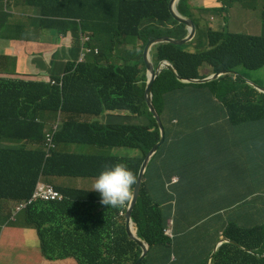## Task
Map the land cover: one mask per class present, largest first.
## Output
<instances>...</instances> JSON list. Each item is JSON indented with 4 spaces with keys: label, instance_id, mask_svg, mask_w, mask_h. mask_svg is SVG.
<instances>
[{
    "label": "trees",
    "instance_id": "trees-1",
    "mask_svg": "<svg viewBox=\"0 0 264 264\" xmlns=\"http://www.w3.org/2000/svg\"><path fill=\"white\" fill-rule=\"evenodd\" d=\"M20 1L22 0H0V14L3 15L6 7L12 8ZM25 1L32 6L41 7L44 29L72 32L77 39L80 38V33H92L94 36H91V46L99 49L101 54L91 56L87 62L79 64L66 77L63 88L53 86L50 82L35 81L30 77L11 78L9 76L17 74L11 67V60L3 58L0 61V127L10 128L21 140H41L42 137L28 124L59 116L60 112L73 113L76 117L83 114L102 116L110 110L122 109L120 97L112 91L107 100L103 98L101 80L107 72L104 62L116 47L130 43L142 52L148 42L159 34L149 27L148 18L171 20L175 27V31L170 32L171 38L181 40L189 35L188 30L182 31L181 25L171 16V0ZM251 7L257 16L262 13L264 18V0H251ZM187 8V3L182 0L179 10L190 17L191 12ZM109 9L112 11L111 15L108 14ZM2 28L8 30L11 27L4 25ZM185 47L190 52H183L174 44H161L153 51L154 62L158 65L161 61L168 60L182 78L195 80L222 70L243 67L257 71L264 68V32L260 36L214 31L202 36L199 32L195 40ZM72 70L73 68L70 71ZM208 70L211 72L204 75ZM137 74L145 90L148 77L144 61L139 62ZM54 77L53 75L52 79ZM186 89L195 97L187 96ZM153 92L154 104L166 126L167 140L148 166L138 204L133 212V220L139 224L142 237L144 238V232L139 218L141 211L145 206L147 210L154 209L152 203L156 201V192L165 187L166 180L178 175L181 187L195 188L200 192L194 196L201 202L200 219L212 216L220 208L232 210L224 236L234 243H225L219 248L215 253V264H220L227 258L241 259L242 264L260 262L256 253H264V241H257L253 231L260 227L264 231V209L254 210L250 214L238 212L237 203L242 185L249 184L255 189L264 185V93L257 91L244 79L229 75L207 84L183 83L168 69L156 80ZM203 93H207L209 98H204ZM200 106L206 108L202 113L203 122L191 110ZM22 108L25 113L20 116ZM127 111L133 114L137 111L140 116L148 118L150 128L134 133L128 125L81 122L72 117L66 124L67 131L73 142L104 149L117 147L141 150L143 157L108 155L103 159L65 153L60 149L52 157H46L44 150L38 149L39 163L35 182L25 188H0L2 210L11 214L13 202L30 199L42 175L47 178L76 177L82 174L84 167L98 164L97 176L104 168L124 162L138 179L146 155L160 140V128L150 111L145 92L136 110L130 108ZM57 142L71 140L61 135ZM178 145L181 146V152L175 156ZM12 154L20 164L29 163L33 155L27 150ZM11 180L12 177L7 176L0 179V182ZM213 184L222 186L226 191L222 193L221 204L210 198L208 191H204ZM179 188H175V193L180 200L183 195ZM62 191L67 197L63 202L38 204L27 209L28 226L37 231L43 253L49 261L73 258L77 264H87V253L75 245L76 223L74 221L72 226L69 221L74 205L70 201L75 198V194L70 189ZM166 212L168 216L171 215V209H166ZM191 212L188 210L189 214ZM178 214H181L180 210ZM211 218L214 222L219 220V216ZM248 219L250 222L245 223ZM204 227L209 231L208 224ZM210 237L214 242L219 239L214 232ZM145 240L150 249L142 264H176L171 261L172 256L180 259L185 255V252L179 251L180 243L163 251L162 248L169 244V239L162 233L155 232L153 240ZM242 244L255 247L257 252L249 254L241 250L239 245ZM107 248V244H88V252L103 264H135L141 255L140 248L132 241L112 243L109 250ZM107 254L110 256L108 259Z\"/></svg>",
    "mask_w": 264,
    "mask_h": 264
},
{
    "label": "clouds",
    "instance_id": "clouds-1",
    "mask_svg": "<svg viewBox=\"0 0 264 264\" xmlns=\"http://www.w3.org/2000/svg\"><path fill=\"white\" fill-rule=\"evenodd\" d=\"M194 1L195 0L186 1L188 6L187 10L191 12L190 17L180 12L179 10L180 2L176 5V10H177L176 13H179L181 16L185 18L191 19L195 24L196 22L194 21V19L197 18L201 21L202 29H199L196 24L197 35L200 32L202 36H205L206 32L214 31V32H223L224 34L233 33V34L260 36L264 32V25H261L262 32L259 34H256L257 30L252 32L253 34L244 33L243 31L257 18L256 11H254L251 7V0H218L219 5L226 6V13L223 14V23L219 30H213L209 25H207L205 17L202 14V10H204L203 7H195L191 9V6L194 3ZM23 3H26L27 6L31 8V12L27 15H24L26 11H21V9L16 8L21 3L15 4L12 8L6 7L3 15L0 14V38H8L10 41L20 40L18 34L25 32L28 34V36L23 41L38 43L45 49L42 52H38L36 54H30L28 50H25L27 51L26 53L19 52L20 54H18L17 52H14L13 54H8L6 50H1L0 61L3 58H9L11 60V67L14 68L17 72V74H13L9 76L11 78L26 79L30 77L32 80L50 82L53 86H59L63 88L66 77L70 73H72L79 64L87 62L91 56H99L101 54V51L99 49H94L91 46V42H92L91 36L94 35L88 32L80 33V38L77 39V37L74 36L72 32L65 33V32H59L57 30L44 29L42 27V19L44 17L42 15L41 7L32 6L25 0ZM200 5H202V3H200ZM169 10H170V5H169ZM170 14L173 17V19L177 21L174 18L171 11ZM147 22L149 27L154 32H159V30L164 25L166 26V28L170 27L169 31H166L164 33L159 32L158 36L150 40L148 44L153 40L165 36L170 37L171 35L170 32L175 31V27L171 22V20L148 18ZM177 22L181 25L180 29L184 28L189 32V28L187 25L180 23L179 21ZM4 25H10L11 28L5 30L2 28V26ZM227 25H229L231 32L223 31V28H225V26ZM210 28L211 30H209ZM46 38L47 40L44 43L43 41ZM165 43L167 42H163V43L159 42L157 44H154L151 47L148 54V58L153 63L155 70L158 71L159 67H161L159 76L165 69H168L170 71H172L170 67H173L175 69V67L168 60H163L158 65H156V63L154 62L153 59L154 49L159 45ZM148 44L145 46L142 52L139 51L140 48H136V46L132 43L116 47L114 51L109 55V57L105 60L104 64L107 67V72L106 75L101 80V89L103 92V98L107 100L110 96V92L112 91L114 95L120 97L122 109H118L119 111L110 110L107 113L103 114L102 116L90 115L99 118V120L96 122H100L106 125L108 124L128 125L131 131L134 133H141L150 128L148 118L144 116H140L137 113V111H135L134 114L127 111V109L130 108L136 110V106L140 103L144 92L146 98V90L151 75V71H149L147 62L145 60V49L148 46ZM132 50H134L138 54L137 64H135L130 60L129 55ZM142 61H144L146 65L147 77H148V81H146L145 90H144L143 82L140 81L137 74L138 64L139 62ZM38 64H40V67L36 70ZM139 67H141V65H139ZM71 68H73L72 71H70ZM242 71H252V70L243 69ZM242 71H240L239 68L237 70H222L219 73L212 74L201 80L185 79L182 78L177 71H176L177 73H175L174 71L172 72L177 76L178 80L183 83L207 84V83H202L201 81L206 80L207 78L214 75H220L216 80H220L221 78L227 75L232 76L233 78L238 77L247 81L260 93H264V91H261L258 88H256L252 84V82L248 80L247 77L242 73ZM53 75L55 76L54 77L55 79H52ZM159 76L156 77V80L158 79ZM186 80H193L196 82H186ZM154 85H153V89H154ZM45 94L47 95V93ZM152 94H153V103H154L153 90H152ZM150 111L155 117V114L153 113L151 108ZM24 113L25 111L22 108L20 116H22ZM60 113L64 114V112H60ZM157 113L159 114L158 110ZM85 116H88V114H83V117ZM58 117L59 116L56 115L55 117L43 118V119H39L34 123L28 124L29 127H31L37 134H39L42 137L41 140H31V141L21 140L14 134V132L10 128L0 127V179L7 178V176L12 177L11 181L0 182L1 189L11 190L16 188H25L31 186L35 182L36 168L39 163V154L37 151L38 149L44 150V152L46 153V157H52L53 154L58 149H60L62 152L65 153H75V148L77 144L90 145V144L73 142L66 127V124L69 120L67 122H64ZM104 117L107 120L106 122L104 121ZM160 118L164 124V121L161 116ZM150 120L152 121L151 118ZM96 122H89V123H96ZM164 127L166 134L165 142L160 147V149L165 145L167 140V130L165 124ZM7 130H9V132H6ZM61 135L67 136L71 140V142H57L58 137ZM160 135H161L160 140L158 143L154 145V147L161 142L162 139L161 129H160ZM90 146H95V145H90ZM96 147L100 149L96 151L95 154H87V153H81V154L89 155V157H103V159H106L107 157H109L108 155L114 156L113 151L117 148L116 147L112 149L109 148L104 149L99 146ZM23 150L31 151L33 153L29 163L20 164L17 157H15L12 154V152H21ZM151 150L149 151V153L151 152ZM159 150L157 151V153L159 152ZM138 152H140L141 155L132 156V158L144 156L142 151H138ZM180 152H181V146L178 145L176 147L175 156L180 154ZM148 154L146 155L145 159L147 158ZM98 167H99L98 164L86 166L82 169L81 171L82 174L76 177L56 176V177L47 178L46 176L42 175L41 178L38 180L34 193L30 199L23 200L20 202L17 201L13 202L12 212L11 214L8 213L5 219L6 226H8L11 223H14L16 221L17 216L25 214L27 212V209L31 208L34 205H38V204L52 205V203L63 202L67 197L65 196L62 190L67 188L57 185L56 179L58 178L74 179V178L93 177L94 182L92 183L91 186L92 191L89 192V190H87V192L96 195L98 197L100 206L105 209V212L102 214L101 220L107 223L114 224L119 218H121L122 223L119 224L117 227L116 236L108 237V238H105L104 234L111 229L110 226L105 227V226L90 225L89 227L79 229L77 227V224H75L74 226L76 230L75 245L84 249L85 252L87 253L88 255L87 264H103L93 254L88 252V244L111 245L112 243L123 242V240H126V241L134 242L139 247V245L131 239L132 237L133 238L136 237L141 242H145L148 249H150L149 243L145 240V238H150L153 240V235L155 232L162 233L164 237L169 239V244L166 247L162 248L163 251L170 246L174 248L175 244L180 243L179 251L185 252V255L180 259L177 258L175 255H173L171 261L175 262L176 264H215L216 261L215 253L219 250V248L223 244L227 243L225 240L232 241L231 243H234L233 240L224 236L225 231L229 226V213L232 210L228 208H223V209L220 208L218 212L213 214L212 216L208 218L200 219L202 214L201 202L194 197L200 192L195 188L181 187V178L178 175H173L169 179V181L166 180L165 182V190H166L165 193L167 194L166 199H164L163 201H158L155 199L156 201L152 203V205L155 206L154 209L147 210V206H145L143 211H141L139 218L142 222V228L144 232L143 234L144 238H143L140 232L141 230L139 224L133 220V212L137 207L138 199L141 192V187L145 181L146 175L145 178H143L140 183L139 193L134 203L137 177L132 171V169L129 168L126 163L118 162L110 167L104 168L96 176ZM41 185L53 186L56 189V192L60 194L62 199L55 201H48V202L34 200V196L36 195ZM246 186H250L251 191L253 192L255 191L254 193H256V191L260 187H264V185H262L258 189H255V187L249 184L242 185L238 193L239 201L237 203V211L248 212L250 214L254 210L264 209V202L262 203V205L253 204L250 205L248 210L245 209L249 194L246 192H242V189ZM176 187H180L179 191L183 195V198L180 200L175 193ZM72 191L75 194V198H79L78 197L79 193H86L85 190H72ZM204 191H208L209 197L212 199H216L220 204H221V197H219L218 194H222L223 192H226L222 188V186L216 184H213L211 188H206ZM171 197L173 198L171 199ZM156 204H161V205L158 206ZM168 208L171 209L170 216H168V212H166V209ZM179 210L181 211V214H178ZM188 210L192 211L191 214L188 213ZM129 211L131 215L128 218ZM112 212L114 214H112ZM213 216H219V220L214 222L211 218ZM248 222H250V219H248L245 223ZM205 224H208L209 231H206V228L204 227ZM128 227L132 236H130L127 231ZM24 230H25L24 231L25 236L34 241L35 248L37 249V256L35 257V261H34L35 264H77L76 260L73 258H69L62 261H49L43 253L41 241L37 231L32 226H28V225ZM81 231L83 232L82 234L80 233ZM213 232L214 235L217 234L219 237V239L216 242L212 241L211 237L210 239H207L205 237L207 233H209V235L211 236V233ZM253 232L257 238V241H261V242L264 241L263 228L260 227L259 229L254 230ZM112 233L113 234L115 233L114 230ZM221 241H225V242L221 243ZM216 247L217 250L215 251ZM239 247L241 250L248 252L249 254H252V252L254 251L257 252V249H255V247H251V246L248 247L245 246L244 244L239 245ZM49 254L51 253L49 252ZM57 254L58 253H56V255ZM256 257L261 259V261L256 264H264V253L263 254L256 253ZM220 264H242V260L241 259L230 260L229 258H227L225 261L222 260Z\"/></svg>",
    "mask_w": 264,
    "mask_h": 264
},
{
    "label": "crops",
    "instance_id": "crops-1",
    "mask_svg": "<svg viewBox=\"0 0 264 264\" xmlns=\"http://www.w3.org/2000/svg\"><path fill=\"white\" fill-rule=\"evenodd\" d=\"M23 2L24 0L20 1L21 4ZM18 9H21V11L28 10L26 7L18 8ZM261 32L262 29L260 30V33ZM18 36L20 40H14V41H10L8 38H0V51L6 50L8 54H13L14 52L20 54L19 52L26 53L27 51L25 50H28L30 54H36L38 52H42L45 49L38 43L23 41L28 36V34L25 32L18 34ZM72 117L77 118L78 120L83 122H96L99 120V118L90 115L85 117H83V115H79L76 117V115L73 113H64V114L60 113L58 118L63 120L64 122H67ZM104 121L105 122L107 121L105 117H104ZM138 151L141 150H135L129 148H116L114 152V156L116 157L139 156L141 155V153ZM56 184L71 190H83L80 188L72 187L71 185L72 178H58L56 179ZM85 191L86 193L78 194L79 198H72L70 201L78 207L77 211L70 213V218H69L70 223L72 224V226H74V221H75L79 229L89 227L90 225L105 226V227L110 226L111 229L104 234L105 238L115 237L117 234L116 233L117 227L119 224L122 223L121 218H119L114 224L102 221L101 218H102V214L105 212V209L100 206L98 197L96 195L92 193H88L87 190ZM90 191H92V189L89 190V192ZM164 192H166L165 187L159 189L156 192L157 195L156 200L163 201L164 199H166L167 194ZM7 214L8 212L2 210V208L0 207V264H28L26 261H22L21 257L16 252L17 251L16 243L18 240L29 241V238L25 236L24 233L25 230L22 229V227H20L19 217L21 215L16 217V221L14 223H11L8 226H6L5 219ZM113 230L115 232L114 234L112 233ZM80 233L82 234L83 232L81 231ZM31 248H32L31 246L27 247V249L29 250Z\"/></svg>",
    "mask_w": 264,
    "mask_h": 264
},
{
    "label": "rangeland",
    "instance_id": "rangeland-1",
    "mask_svg": "<svg viewBox=\"0 0 264 264\" xmlns=\"http://www.w3.org/2000/svg\"><path fill=\"white\" fill-rule=\"evenodd\" d=\"M186 1L187 0H185V2ZM200 3H202V5H200ZM23 7L28 8V10L26 11V13L24 15H27L29 12H31V8L28 7L26 3H22V4L18 5L16 8H23ZM195 7H203L204 10H202V14L205 17L207 25H209L213 30H219L220 29V27L223 23V14L226 13V6L219 5L218 0H195L191 6V9H193ZM108 14L109 15L112 14L111 9L108 10ZM194 21L196 22L198 28L202 29L201 21L197 18L194 19ZM261 25H264V18L262 16V13H260L257 16V18L243 31H244V33L253 34L252 32L257 30L256 33L259 34L260 30H261ZM206 29H207V27H206ZM169 30H170V27L166 28V26L164 25L159 30V32L164 33V32L169 31ZM181 30L183 31L184 28H182ZM223 31L231 32L229 25L225 26V28H223ZM46 40H47V38L44 39L43 42L45 43ZM175 46L180 47L182 49V50L181 49H178V50H181V51L184 50L187 53L190 52L188 47H185L186 45H175ZM189 54H191V53H189ZM137 55L138 54L134 50H132L130 55H129L130 60L132 62H134L135 64L138 63V61H137L138 56ZM39 67H40V64H38V66L36 67V70ZM239 70L242 71L243 67H240ZM210 72H211L210 70L205 71L204 75H208ZM242 73L252 83H254V84H256V85H258L264 89V68H262L261 70H258V71H242ZM190 84H192V83H190ZM185 94L191 98L195 97L194 94H192L189 89H186ZM202 96L206 99L209 98L207 93H203ZM191 110L203 122L202 113L206 110V108L203 106H200L198 109H191ZM99 149L100 148H98L96 146L77 144L76 148H75V153H78V154H81V153L95 154L96 151H98ZM124 150H126V149H124ZM113 152H115V150ZM93 182H94L93 177L92 178H74V179H72L71 185L74 188H80L83 190H91L92 189L91 186H92ZM242 192H246L249 194V196L247 198V205L245 206L246 210H248L250 205H253V204L262 205V203L264 202V187H260L256 191V193H254L255 191L254 192L251 191L250 186H246L242 189ZM218 195H219V197L223 196V194H218ZM77 210H78V207L76 205H73V211H77ZM112 214H114V213L112 212ZM19 220H20V227H22V229H25L29 223V217H28L27 213L21 215L19 217ZM205 237L207 239H210L209 233H207L205 235ZM16 244H17L16 245V248H17L16 252L21 257L22 261H26L28 264H33L35 261V257L37 256V249L35 248L34 241L29 238V241L18 240ZM28 246H31L32 248L29 250V249H27ZM107 246H108L107 249L109 250L110 245L107 244ZM106 258L107 259L110 258L109 254L106 255Z\"/></svg>",
    "mask_w": 264,
    "mask_h": 264
},
{
    "label": "water",
    "instance_id": "water-1",
    "mask_svg": "<svg viewBox=\"0 0 264 264\" xmlns=\"http://www.w3.org/2000/svg\"><path fill=\"white\" fill-rule=\"evenodd\" d=\"M181 0H171V3H170V11L171 13L173 14L174 18L179 21L180 23H183L185 25L188 26L189 28V36L183 40H177V39H173V38H170V37H162V38H159V39H156V40H153L151 41L148 46L146 47L145 49V60L147 62V65H148V69L149 71H151V75H150V81L148 83V86H147V90H146V99L148 101V104L151 108V110L153 111V113L155 114V117L157 118V121H158V124L160 126V129L162 131V139H161V142L159 144H157L152 150L151 152L148 154L147 158L145 159L143 165H142V168H141V172H140V175H139V179H137V185H136V190H135V195H134V203L137 199V196H138V193H139V189H140V183L142 181L143 178H145V175H146V171H147V168H148V165L151 161V159L154 157V155L157 153V151L160 149V147L164 144L165 142V127H164V124L159 116V114L157 113V110L154 106V103H153V94H152V90H153V85L155 83V80H156V77L159 76V72H160V69L161 67H159L158 71L155 70L154 68V65L153 63L149 60L148 58V54H149V51L151 49V47L154 45V44H157L159 42L163 43V42H167V43H173L175 45H186L187 43L193 41L197 35V27H196V24L191 20V19H188V18H185L183 16H181L179 13H176V5L180 2ZM170 69L172 71H174L175 73H177L175 71V69L173 67H170ZM220 75H214V76H211L209 78H207L206 80H203L201 81L202 83H208V82H211V81H214L216 79H218ZM186 82H196V81H193V80H186ZM256 88H258L259 90L261 91H264L263 88H261L260 86L252 83ZM131 215L130 211L128 212V218L129 216ZM128 233L130 236H132L130 230H129V227L127 229ZM133 241H135L141 251H142V254L140 256V258L138 259V261L135 263V264H141L144 259L146 258L147 254H148V247L146 245L145 242H141L138 238H131ZM227 243H231L232 241H228V240H225ZM225 241H221V243L225 242ZM217 250V247L215 248V251Z\"/></svg>",
    "mask_w": 264,
    "mask_h": 264
},
{
    "label": "built area",
    "instance_id": "built-area-1",
    "mask_svg": "<svg viewBox=\"0 0 264 264\" xmlns=\"http://www.w3.org/2000/svg\"><path fill=\"white\" fill-rule=\"evenodd\" d=\"M62 197L56 189L51 185H41L34 196V200H40L43 202L61 200ZM20 210V209H19Z\"/></svg>",
    "mask_w": 264,
    "mask_h": 264
}]
</instances>
